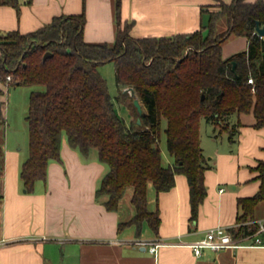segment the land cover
Segmentation results:
<instances>
[{"label":"trees","instance_id":"obj_1","mask_svg":"<svg viewBox=\"0 0 264 264\" xmlns=\"http://www.w3.org/2000/svg\"><path fill=\"white\" fill-rule=\"evenodd\" d=\"M216 1L220 10L210 12L208 25L197 31L134 38L132 23L121 21V0H115L117 34L112 45L85 41L84 11L55 17L27 34L0 31V82L43 87L29 98L28 157L20 171L25 192L33 193L37 182L46 181L51 161L62 162L65 134L82 157L90 159L96 153L107 167L95 196L108 211L119 212L132 190L135 214L119 227L133 225L139 234L146 223L158 235L160 214L149 210V185L157 194L170 191L177 174L187 177L191 219L196 220L207 195L209 168L201 147L202 121L225 130L234 115L250 114L256 127L264 126V38L256 33L257 23L264 25V0ZM8 2L19 9L16 0ZM232 36H245L248 49L225 59L222 47ZM46 53L51 55L44 60ZM110 62L116 70L117 100L129 96L126 89L133 88L144 110L138 113L131 96L136 117L129 124L115 110L98 70ZM3 93L0 89V96ZM2 105L0 101V112ZM3 122L1 112L0 126ZM236 126L230 128V138ZM162 132L173 158L168 166L159 146ZM4 136L1 128L0 145ZM3 170L0 157V173ZM257 171L260 190L238 200L239 226L228 230L235 239L257 231L246 223L254 220L257 205L264 202V161Z\"/></svg>","mask_w":264,"mask_h":264},{"label":"crops","instance_id":"obj_2","mask_svg":"<svg viewBox=\"0 0 264 264\" xmlns=\"http://www.w3.org/2000/svg\"><path fill=\"white\" fill-rule=\"evenodd\" d=\"M230 4L232 0H222ZM257 0H247L254 3ZM0 0V31L27 34L52 22L55 17L85 12L84 39L114 42L117 34L115 0ZM216 0H121V21L132 23L134 38L191 33L208 25L209 13L219 11ZM224 28V27H223ZM206 33V31H205ZM245 36H232L222 47V56L246 51ZM1 54V53H0ZM4 84L0 82V89ZM3 118V116H2ZM230 128L203 137L201 147L209 168L205 172L207 195L196 220L191 219L190 187L183 174L175 186L157 194L148 189L150 211H159L158 235L147 228L138 234L135 226L119 227L126 218L108 211L97 201L96 191L107 173L96 153L85 159L61 145L62 162L51 161L46 181L33 193L23 189L20 171L28 157V141L18 147L4 136L0 157V264H264V202L246 223L257 231L236 238L239 246L219 251L204 249L196 256L190 245L205 238L215 227L237 228L242 214L238 200L260 190L257 167L264 161V126L256 127L253 115H234ZM168 165L173 158H167ZM129 214V213H128ZM154 243L160 244L156 253Z\"/></svg>","mask_w":264,"mask_h":264},{"label":"rangeland","instance_id":"obj_3","mask_svg":"<svg viewBox=\"0 0 264 264\" xmlns=\"http://www.w3.org/2000/svg\"><path fill=\"white\" fill-rule=\"evenodd\" d=\"M106 43V42H102ZM107 44H113V42H107ZM99 72L105 78L108 86V91L111 95L112 101L115 106V110L121 118L124 119L126 124H129L131 120L136 117V110L133 108L132 100L130 99L131 94L127 91L129 96L120 97L119 88L116 81V70L114 63L102 64L98 67ZM43 89L42 86H13L6 84L3 86V94L0 96V101L2 105V116L4 122L1 124V128L6 132V138L9 143L13 146L18 145V147L25 146L28 141V124L26 122V116L29 107V98L32 91ZM0 112V113H1ZM166 127V121L162 123V130ZM0 128V129H1ZM221 129L212 123L203 122L202 134L206 137L208 134H219ZM212 136V135H211ZM63 138H66L64 134ZM159 146L162 153V161L164 166H168L167 158H172L167 150L166 135L164 132L161 133V139ZM2 146L0 145V151ZM152 185H149V189L152 190ZM132 190H130L124 199V204L121 207V215L127 217L128 215L134 216L135 209L130 204ZM129 213V214H128ZM144 229L148 228L147 224H144Z\"/></svg>","mask_w":264,"mask_h":264},{"label":"built area","instance_id":"obj_4","mask_svg":"<svg viewBox=\"0 0 264 264\" xmlns=\"http://www.w3.org/2000/svg\"><path fill=\"white\" fill-rule=\"evenodd\" d=\"M10 80V77L8 78ZM248 82L253 84V80L249 79ZM224 227H215L207 231L204 239L190 245L194 254L196 256H200L204 249H210L213 251H219L226 248H235L238 247L239 244L233 238L231 233ZM261 231H264V226L261 227ZM160 244L154 243L151 247V252L156 253ZM256 245L264 246V241L260 238H256Z\"/></svg>","mask_w":264,"mask_h":264},{"label":"water","instance_id":"obj_5","mask_svg":"<svg viewBox=\"0 0 264 264\" xmlns=\"http://www.w3.org/2000/svg\"><path fill=\"white\" fill-rule=\"evenodd\" d=\"M256 33L264 38V25H260L259 23H257V27H256ZM51 54L50 53H46L43 57V59L45 60L48 56H50ZM234 67H235V63H234ZM126 91H129L131 96L134 98V105L135 107L137 108L138 110V113L140 115H142L144 113V110H143V107L139 101V99L136 97V94L134 92V89L133 88H130V89H126ZM202 99H204V95L202 96ZM138 123H141V120L138 119Z\"/></svg>","mask_w":264,"mask_h":264}]
</instances>
